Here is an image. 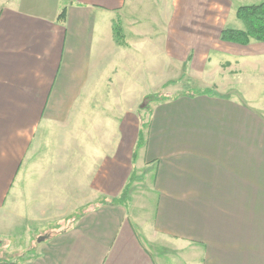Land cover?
I'll use <instances>...</instances> for the list:
<instances>
[{
  "label": "crops",
  "instance_id": "0c3cea01",
  "mask_svg": "<svg viewBox=\"0 0 264 264\" xmlns=\"http://www.w3.org/2000/svg\"><path fill=\"white\" fill-rule=\"evenodd\" d=\"M261 1L0 0V233L53 229L17 264H264V41L220 38Z\"/></svg>",
  "mask_w": 264,
  "mask_h": 264
},
{
  "label": "trees",
  "instance_id": "16d2710c",
  "mask_svg": "<svg viewBox=\"0 0 264 264\" xmlns=\"http://www.w3.org/2000/svg\"><path fill=\"white\" fill-rule=\"evenodd\" d=\"M64 10H61L58 18L60 20L63 19ZM236 17L242 23V29H233V28H224L221 30L220 38L223 41L237 43L241 45L248 44L251 40L256 41H264V0L257 3V4H250V5H240L236 8ZM114 35L117 42H122L124 36L121 33V29L119 25H116L114 28ZM180 94H186L189 96H193L195 94H212V90L210 89H195L190 92H178L175 95L172 94H160L157 93H149L145 97L144 106L148 107V101H163L171 98H175ZM147 104V105H146ZM142 105V106H143ZM149 110L151 109L148 107ZM129 185L130 181L127 183L125 188L123 189L121 195L117 198L112 199L111 202L118 203V204H125L127 203L128 194H129ZM65 221L67 219H64ZM56 226H61V223H57ZM59 228V227H58ZM35 256V255H34ZM33 256V257H34ZM32 258V257H31ZM30 258L23 257L16 261H8L4 258L0 257V264H17L18 262H22L24 260H28Z\"/></svg>",
  "mask_w": 264,
  "mask_h": 264
},
{
  "label": "rangeland",
  "instance_id": "374dc122",
  "mask_svg": "<svg viewBox=\"0 0 264 264\" xmlns=\"http://www.w3.org/2000/svg\"><path fill=\"white\" fill-rule=\"evenodd\" d=\"M170 76L172 77L173 74H170ZM180 86V87H179ZM197 87H199L198 84H196L194 81L192 80H187L186 77H184L179 85H167L166 88L162 87V89L158 86V85H154V87L149 88L146 92L149 93H157L159 92L160 94H171L174 91H176L178 88L180 89V92L183 91H193L195 90ZM160 88V89H159ZM145 102V99H144ZM153 101H148L147 103L149 104L148 107H150V104ZM147 105V104H146ZM146 106H140L138 107V117L141 120L140 124L142 122L141 125L142 126H146V119L149 118V113H151V109L149 110ZM151 108V107H150ZM143 137H141L140 142L143 141L142 140ZM144 143V141H143ZM0 228H2L0 226ZM24 233L23 234H17V235H13V236H9V234H5V233H0V257L4 258L8 261H16L20 258L23 257H27V258H31L33 257L36 253L37 250V246L38 243L43 242L45 239L49 238L53 232V229H51V232H46V231H50V227H43V228H36L35 231H33V233H28L29 228H25L23 229ZM32 230V229H31ZM39 238H41L39 240Z\"/></svg>",
  "mask_w": 264,
  "mask_h": 264
},
{
  "label": "water",
  "instance_id": "95a60500",
  "mask_svg": "<svg viewBox=\"0 0 264 264\" xmlns=\"http://www.w3.org/2000/svg\"><path fill=\"white\" fill-rule=\"evenodd\" d=\"M41 238H39V240H40Z\"/></svg>",
  "mask_w": 264,
  "mask_h": 264
}]
</instances>
